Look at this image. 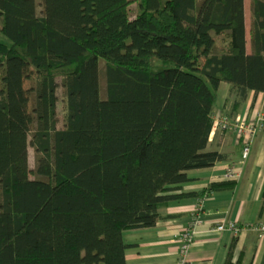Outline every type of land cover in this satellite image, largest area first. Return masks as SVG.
<instances>
[{"label": "trees", "instance_id": "trees-1", "mask_svg": "<svg viewBox=\"0 0 264 264\" xmlns=\"http://www.w3.org/2000/svg\"><path fill=\"white\" fill-rule=\"evenodd\" d=\"M132 4L0 0V264H127L125 233L236 188L178 186L226 161L207 151L220 86L230 122L264 94V0L250 52L245 0H137L134 19ZM237 246L224 264H244Z\"/></svg>", "mask_w": 264, "mask_h": 264}, {"label": "crops", "instance_id": "crops-1", "mask_svg": "<svg viewBox=\"0 0 264 264\" xmlns=\"http://www.w3.org/2000/svg\"><path fill=\"white\" fill-rule=\"evenodd\" d=\"M247 3L245 0V9ZM249 7V22L246 11L245 17L246 27L248 29L249 25L251 30V0ZM247 49L250 52V43ZM229 95L230 87L222 84L215 117L224 114ZM261 111H264V94L250 93L238 115L250 119ZM207 151L221 153L226 161L209 169L189 172V181L178 188L183 192H200L212 183L225 181L236 182V188L214 193L203 200L172 202L162 210L163 219L156 227L125 233L127 264H178L182 245L179 237L192 228L194 218H199V225L187 264H224L227 248L234 237L238 238L236 259L243 254L244 264H264V236L254 231L258 222L264 223L259 218L264 208V133L255 139L246 162L242 160L241 142L233 132H212ZM229 169L236 173L233 180L227 176ZM231 222L239 229L236 234L215 231L219 225Z\"/></svg>", "mask_w": 264, "mask_h": 264}, {"label": "built area", "instance_id": "built-area-1", "mask_svg": "<svg viewBox=\"0 0 264 264\" xmlns=\"http://www.w3.org/2000/svg\"><path fill=\"white\" fill-rule=\"evenodd\" d=\"M221 130L226 132H233L234 135L240 140L242 147V160L246 162L252 153V146L255 139L262 133H264V111L254 113V116L250 119L246 117H237L235 122H230L226 118L216 117L213 125V132ZM228 178L233 180L236 177V173L233 169L228 170ZM199 225V218H194L192 228L189 231L180 235L181 250L179 255L178 264H187L189 253L195 243V230ZM217 232L230 231L235 234L239 231L236 224L233 222L219 225ZM254 231L259 233L260 237L264 236V224L256 225Z\"/></svg>", "mask_w": 264, "mask_h": 264}, {"label": "rangeland", "instance_id": "rangeland-1", "mask_svg": "<svg viewBox=\"0 0 264 264\" xmlns=\"http://www.w3.org/2000/svg\"><path fill=\"white\" fill-rule=\"evenodd\" d=\"M246 1L248 3L246 5L245 11H246V15H247V20L249 22V14H250L249 0H246ZM133 2H134V4H132V6H131V13H130V15H131L130 17L132 19L136 18L137 15H138V13H139V11H137L138 10L137 0H133ZM249 30H250V28H249V25H248V29H247V33H248L247 34V38H248V41H249ZM0 42L1 43H5L8 46L11 45L10 40L7 37H5L2 33H0ZM249 43L250 42H248V45H249ZM101 63L103 64V60L101 61ZM30 86H31L30 82H26L25 83V88L27 90L30 88ZM59 97H60V99L62 98L61 91L59 92ZM58 110H59V113L62 114V112H63V104H61V101L59 103ZM29 111L31 112L30 108H29ZM29 157H30V166H31L32 169H35V152H34V149L31 148V147L29 149Z\"/></svg>", "mask_w": 264, "mask_h": 264}]
</instances>
